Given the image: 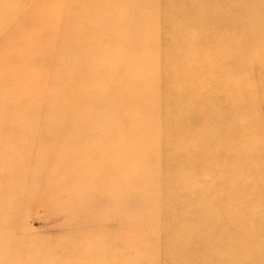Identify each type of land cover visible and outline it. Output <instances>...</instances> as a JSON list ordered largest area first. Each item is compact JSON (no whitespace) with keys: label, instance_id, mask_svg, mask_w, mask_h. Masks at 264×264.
<instances>
[{"label":"rangeland","instance_id":"1","mask_svg":"<svg viewBox=\"0 0 264 264\" xmlns=\"http://www.w3.org/2000/svg\"><path fill=\"white\" fill-rule=\"evenodd\" d=\"M107 2L0 0V264H176L175 253L165 252L170 238L198 244L200 220L183 218L193 230L187 235L173 226L186 208L205 210L212 238L207 252H191L182 264H210V250L227 241L235 247L230 261L245 264L252 248L264 249L259 229L235 226L242 215L253 226L264 216L254 195L264 196V0H119L117 8ZM118 16L123 23L111 25ZM91 20L97 27L81 30ZM114 27L118 35L103 34ZM232 73V85L224 84ZM136 74L150 80L160 133L169 132V110L180 121L206 112L189 135L207 149L200 154L208 162L187 168L182 180L173 177L176 166H193V149L181 147L186 141L179 139L177 149L115 139L126 119L114 122L109 113L129 105L105 101L121 79L135 84ZM183 98L191 102L180 111ZM244 142L260 160L259 174L247 166V179L224 178L223 157ZM118 150L131 159L122 161ZM232 192L236 202L227 197ZM15 197L21 200L9 215L6 204ZM244 239L252 253L239 249Z\"/></svg>","mask_w":264,"mask_h":264},{"label":"bare ground","instance_id":"2","mask_svg":"<svg viewBox=\"0 0 264 264\" xmlns=\"http://www.w3.org/2000/svg\"><path fill=\"white\" fill-rule=\"evenodd\" d=\"M104 2L106 3V1H104ZM107 4L109 5V7L117 8V7H119V0H108ZM103 5L104 4L102 2H99V6L97 8V10H99V11H95L96 14L101 12V10H102L101 7ZM93 14H94V12H93ZM119 17L120 16L113 18L112 19L113 22L110 21V24L111 25L122 24L123 22H121ZM93 20L87 21L86 23L82 24L81 30L88 32L87 29L92 28L93 25H96V27H97L98 24L96 22H94ZM130 24H132V23L129 22V23H125L124 25L130 26ZM116 30H117V27H114V28L108 29L103 34L105 36L107 34L112 35L116 32ZM118 34H119V32L115 33V36ZM123 36H125V35L122 33L120 40H122ZM134 40H135V38H134ZM259 43H263V41L260 40ZM256 50H257V46H256ZM258 50L264 51V47H260V49H258ZM243 54L248 56V57L252 56L249 52L246 53L245 49H243ZM210 61L212 62L211 56H210ZM121 70H123V69H121ZM210 70L212 73H214L213 81L218 80L217 79V71L215 69H210ZM130 71H131L130 68L127 67V69H126L127 76H125L126 78L131 75ZM89 74H90V77H92L93 73L91 71L89 72ZM108 74L112 75V74H115V72L111 71ZM232 74H233V76H231V78H228V81L227 80L224 81L225 79L221 80V81L225 82L224 84L230 83V85H232V82L235 79L234 74H236V73H232ZM130 77H129V79H130ZM121 81L122 82L119 83V87H116L117 85H115L114 88L110 89V92H112V90H113V92L111 95L110 94L108 95V99H107V97H104L105 99H107L105 101V103H107L109 106L125 105L124 107H127L129 105V108H125V109L118 108L116 110L117 113H115V112H113L112 114L109 113V115L111 117H108V119H113L114 122L118 119H126L125 127H127V129L124 127H120V131L124 130V133H120L119 135H117V137L115 139L119 140V139L123 138L124 140L132 141V142L133 141H139L141 139L143 141L146 140L149 143H151V141L155 142L154 144H156V141L159 140V142L160 141L163 142V145L164 144L171 145V146H173V148H177V149H179L177 147V145H179V144L181 145L180 142H182L183 140L186 141V143L182 144L181 147L183 146L182 149H184V148L185 149L188 148V150L193 149L192 155L193 154H195V155H193V157L191 155L192 158L191 157L189 158V161L192 160L191 164L193 166H191V165L187 166V164H181V165L176 166L178 171L173 177L176 178L177 180H178V177H176V176H180L181 177L180 179L182 180V177L186 173L187 168L193 167L195 170H198L201 162H203V161L208 162L205 158L202 159V156H201V154L208 152L207 149H205V147L202 145V143L198 139L196 140V137H194L193 134L189 135V133L193 129L192 126H195L197 123L202 122V120L207 118L206 112H205L204 118H202V117L201 118H191V116L190 117L186 116V117L182 118L180 121L179 120L180 118H177L176 116H174L173 112H175V111L173 110L172 112H170V110H169L167 112V118H166L167 122L165 123L166 126H168L169 132H166V134L160 133L159 123H158L159 119L157 117L158 112H156L154 108L153 109L151 108V107H153V105L156 106V104L154 103V101H152L150 99V97L148 96L147 91H146L148 88V85H149L148 82L150 81L149 78L144 76V79L141 80L140 75L136 74L135 76H133V81L135 83L133 85H131V82L125 84V82H127V80H125V79H121ZM142 81H143V83H142ZM213 81H212V85L220 86L218 84V82H213ZM156 86H158V85H156ZM238 89H240V87ZM122 90H129L131 95H126V96L122 95L121 94ZM238 91H239L238 93H240L243 97L244 95L240 92V90H238ZM122 97L125 100H123ZM255 100H258V98L257 99L255 98ZM259 100H258V102H259ZM173 101H174V103H176L175 99H173ZM190 102L184 101V98H183V103H181V104L176 103L177 109H180V111H182V109L185 108V107L184 108H182V107L185 106L186 104H189ZM247 103L249 104L248 100H247ZM179 105H180V107H179ZM137 108H141V110H138ZM180 113L183 114V112H180ZM192 114H194V113H193V111L190 110V115H192ZM241 114H243V113H240L239 115H241ZM212 115H214V113L210 112V118H212ZM147 118H149L151 120L147 121V122H143V120L147 119ZM185 120H186V122L183 123V121H185ZM127 121H129V122H127ZM221 121H222V119L220 116L218 117L216 115L213 117L214 124L217 123L215 125V127H217L218 123ZM182 124L184 126L186 125L187 128L183 127ZM184 128L188 129L189 131L184 132ZM127 130L130 131L129 134H127V132H128ZM145 133L147 136H149L148 138H144ZM179 139L182 141H180ZM112 140H114V139L112 138ZM167 141H169V142H167ZM171 142H172V144H171ZM248 148H252V146H250L249 144H247L245 142L242 144H238L236 147H234L230 150L229 154L226 157H223L224 162H222V163H224L223 169L224 168L225 169L220 174L224 175V178L230 177L232 175H234V176L237 175L238 176L237 177L238 182H240L241 179H244V180L247 179V176H249L246 172V171H248V169H246L247 166H251L253 168L254 174H256V175L259 174V168H257V166H259L260 160H259V158L255 157L254 154L250 150H247ZM112 151H115V149L111 150V154H114ZM118 151H119V156H121V158H122V161L127 160V159H131L125 154L124 150H118ZM152 151L154 152L155 149ZM141 153L142 154H140V155H143V152H141ZM224 154H225V152H224ZM115 158H116V160L118 159L117 157H115ZM254 166H255V168H254ZM204 171H207V170L205 169ZM254 177L257 178L256 176H254ZM238 182H237V184H238ZM258 183H259V181H258ZM223 184H225V183H223ZM177 186H179L178 183H177ZM223 186H225V185H223ZM200 191L201 190H199V189H192L190 191V195H192V196L194 194L200 195L199 194ZM242 193L244 194V192H242ZM243 194L242 195L239 194V195L243 196ZM6 195L7 194L4 195V198L6 197ZM237 195L238 194H234V192H232V193L228 194L227 197H230L229 200L234 199V201L236 202V196ZM254 195L256 197L255 198L256 200L260 201L261 203L264 202V196L263 195H260V194H254ZM0 197H1V195H0ZM241 199L245 200L246 199L245 195ZM19 200H21V199H19V198H16V200L12 199V200H10L9 204L8 203L6 204V208H7L6 212L9 213V215H10V212H12V211H10L11 207L13 206V204L17 203ZM167 202L170 203V201H166L165 203H167ZM178 206L179 205L176 204L174 207H173V205L171 207L170 206L169 207L171 209H175ZM169 207H161V208L165 209V208H169ZM194 209L195 208H193L191 210L188 208L182 209V211H186L183 214L186 216H183L182 214L179 215L178 213H177L178 214L177 216L176 215H175V217L173 216V219H175V221H172L173 226L178 225V227H180V226L183 227L184 229H182V232L185 235H187V233L185 231L191 232L193 230H191L192 228L188 225L187 222L186 223L183 222V218L188 220L189 222L194 221L193 218L200 220L198 223V226H197V227L200 226L199 227V233H195L196 234L195 236L198 238V240H194V242L196 241V243H198L197 246L195 247V249H194V247L189 246L185 241L180 242L178 240L180 238H170L172 241H170V244L166 245L167 249L165 250V252L168 251L169 253H173V254L175 253L174 261L176 264L181 263V261L186 259L187 257H193L190 254L191 252L196 254V255H194L195 257H198L201 253L207 252L206 249L210 246V239L212 237H210V234H207L205 232V230L210 228L209 224L204 223L206 221L204 219L205 210L199 211L197 209L196 210H194ZM160 211H161L160 209L156 210V211H152V214L150 215L149 219H155L159 215ZM249 222H250V218H248V215L245 214V215H242L240 217L239 221H236L235 226L236 227L239 226V229H241V228H242V230L244 229L245 233H246V231H249L251 228L256 227L257 231L259 229V231H258L259 233H257V234L259 235L260 239L264 240V216L262 218H260V220L258 222H256L254 226L251 225V223L249 224ZM231 225H233V222L227 221L225 224V227L229 229ZM205 233H206V236H205ZM251 235H252V237H251L252 242L251 243H253V245L257 244L258 240L256 238H254L253 234H251ZM246 241L248 242V239L247 240L244 239L241 242V247H239V249H241V250L244 249V251H247L249 253L253 252L254 255L251 257H250V255H248L247 261L244 260L245 264H264V249L256 246V248H254V249L252 248V252H251L246 247L250 243H247ZM231 251L232 252L235 251V247H233V248L230 247L229 242L227 241L226 243H224V246L221 245L220 247H215L213 250H210V253L208 254L209 256L207 259L210 260V264H239L238 261H233V260L230 261L229 254L232 253ZM238 251L239 250L237 248L236 252H238ZM176 253L178 254V257H176ZM235 255L238 257L237 254H235ZM235 255H233L234 258H235ZM249 258H250V260L248 261ZM202 260H204V259H202ZM242 264H244V263L242 262Z\"/></svg>","mask_w":264,"mask_h":264}]
</instances>
